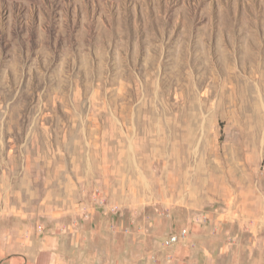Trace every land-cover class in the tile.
<instances>
[{
  "label": "rangeland",
  "instance_id": "374dc122",
  "mask_svg": "<svg viewBox=\"0 0 264 264\" xmlns=\"http://www.w3.org/2000/svg\"><path fill=\"white\" fill-rule=\"evenodd\" d=\"M0 264H264V0H0Z\"/></svg>",
  "mask_w": 264,
  "mask_h": 264
},
{
  "label": "built area",
  "instance_id": "2783aa9c",
  "mask_svg": "<svg viewBox=\"0 0 264 264\" xmlns=\"http://www.w3.org/2000/svg\"><path fill=\"white\" fill-rule=\"evenodd\" d=\"M187 230L184 229L183 231V235H186ZM178 241V237L177 236H171L167 241H166V246H170L174 243H176Z\"/></svg>",
  "mask_w": 264,
  "mask_h": 264
}]
</instances>
